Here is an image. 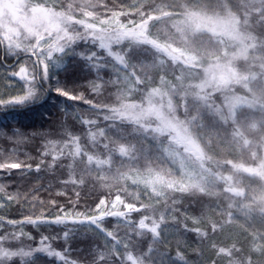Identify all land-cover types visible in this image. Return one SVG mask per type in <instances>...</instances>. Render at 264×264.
<instances>
[{
    "label": "snow or ice",
    "instance_id": "6c2138e0",
    "mask_svg": "<svg viewBox=\"0 0 264 264\" xmlns=\"http://www.w3.org/2000/svg\"><path fill=\"white\" fill-rule=\"evenodd\" d=\"M100 8L104 9L103 14ZM130 8L134 11L109 8L106 0H0V47L9 55L24 52L35 57L31 69L22 65L13 73L25 82L24 94L10 100L0 99V108L14 110L16 106L35 102L40 80H46L51 68L59 66L60 57L68 54L77 42L91 43L123 65L126 85L117 91L114 104H93V107L107 109L105 120L132 125L133 132L141 139L150 136L156 141V150L153 153L151 148H138L127 141L114 149L110 142L103 144L107 156L102 158L90 154L81 143V137L69 132L64 141H49L50 147L44 155L51 154L53 163L61 158H71V182L83 184L84 175L79 179L75 177L77 161L83 165L81 171L84 174L102 172L103 166L114 164V153L118 151L120 157L128 159L126 162L121 160L116 173L111 176L117 184L124 181L126 185L130 181L133 186L142 185L145 194L155 197L157 204L163 198L166 202L170 199L175 205L177 199L171 193L218 196L223 192L229 194L225 197L229 203L227 209L217 206L221 219L209 216L207 222L202 219L197 223L205 224V228L210 224L216 232L226 224L236 223L235 214L239 213L246 221L258 218L264 225V0H238L237 3L233 0H185L179 8L168 0L155 6L148 0H136ZM129 15L138 16L139 21L130 19L125 23L120 20ZM156 23L165 24L162 35L152 32ZM125 43L127 48L113 50L114 45ZM140 51L150 53L152 61L133 63L134 54ZM81 56L89 61L102 59L98 51L81 53ZM167 67L172 68L174 81L168 79ZM157 69L164 70L159 76V84L149 87L155 84L152 72ZM120 82L118 77L116 83ZM236 86L242 88L244 94H238ZM55 90L70 100L83 99L63 87ZM216 93L222 97L221 104L214 99ZM136 94L139 99L135 98ZM205 113L212 117L210 123H205ZM77 119L89 127V141L96 147L97 136H105V131H92L95 121L91 118ZM120 139L125 140L124 137ZM213 143L247 153L250 162L214 159L209 154ZM23 167L30 168L31 165L19 161L0 163V169ZM39 167L37 165V170ZM241 173L250 179L245 182ZM96 179L107 187L110 178L97 174ZM120 191H126V188L117 189L118 194L110 208L109 202L101 199L95 210L98 215H85L83 221L77 219L74 222L87 221L115 241L111 253H99L96 264L109 259L110 255H117L120 264H157L151 246L147 251H140L132 245L131 239L118 238L116 233L103 227L102 221L107 216L127 220L130 213L143 209L150 214L131 226L132 231L136 236L151 233L153 240L161 234L164 214L156 219L157 209L153 205L140 204L138 207L126 202ZM0 192H4L2 186ZM118 205L123 210L113 211ZM225 214L226 221L223 220ZM81 215L76 213L77 218ZM66 218L57 216L54 222L64 223ZM43 222L42 217L9 221L13 225L35 227ZM193 231L207 234L200 228ZM24 235L21 231L0 236V264H9L15 258H19L21 264H30L37 253L62 260L64 264H76L69 260L67 249H54L46 236L41 237L40 245L35 248H25L22 244L16 248L10 246L14 241H21ZM6 243L9 246H5ZM250 243L247 259L242 256L243 249L235 244L219 247L216 257L227 258L226 264H252L251 253L264 257V231L253 234ZM121 244L123 252L119 248ZM216 247L214 244L213 249ZM212 264H217V260L214 259Z\"/></svg>",
    "mask_w": 264,
    "mask_h": 264
},
{
    "label": "trees",
    "instance_id": "16d2710c",
    "mask_svg": "<svg viewBox=\"0 0 264 264\" xmlns=\"http://www.w3.org/2000/svg\"><path fill=\"white\" fill-rule=\"evenodd\" d=\"M106 2L109 8L122 7L125 12H132L134 9H129V6L136 0H106ZM163 2L164 0H148V3L154 6ZM168 2L179 8L185 0H168ZM237 2L238 0H233V3ZM99 11L104 13L103 8ZM120 18L125 23L130 19L139 21L138 16L129 15ZM165 27L163 23H156L152 32L154 34L160 32L162 35ZM121 47L127 48V43L120 46L114 45L113 50ZM92 51L100 52L102 59L89 61L82 58L81 53L87 54ZM16 57L18 58L15 61ZM63 59L64 63L60 68L50 71L46 80H40L35 102L16 106L14 110L0 108V163L19 161L24 165H31L30 168L0 169V186L4 188V192H0V199L3 201L0 206V236L9 233L19 234L22 231L25 235L21 241L11 243L10 246L13 248L21 244L25 248L39 246L41 237L46 236L50 238L49 243L54 249L68 250L67 256L70 261H75L76 264H96L99 253L102 251L111 253L115 241L103 232L108 241L106 244L87 221L83 223L74 221L77 219L83 221L85 215H95L96 206L101 199L110 202L118 194V188H126V191L119 192L126 202L134 203L138 207L140 204L153 205L157 209L156 219L164 214L165 221L161 226L160 236L153 240L151 233L146 232L143 236H136L132 231L131 226L137 224L142 216L150 214L143 209L140 212L130 213L127 220L107 216L102 221V225L107 231L116 233L118 238L131 239L132 245L140 251H147L151 246L152 256L157 264H212L214 259L217 260V264H226L227 258L216 257V251L221 246L228 247L233 244L243 249L242 256L247 259L250 254L252 235L258 231H264V225L259 223L258 218L256 221H246L245 217L236 213V223L226 224L223 229H217L216 232L212 231L210 224L205 228V224L196 222L202 219L207 222L209 216L220 220L217 206L227 209L229 201L225 197L229 194L221 192L218 196H205L198 193L191 195L177 192L170 194L177 199L175 205L170 199L166 202L163 198L157 204L155 197L150 193L145 194L143 186H133L130 181L126 185L124 181L117 184L111 180L121 160L126 162L128 159L120 157L118 151L114 153V164L103 166L102 172L97 170L84 174L81 171L83 165L77 161L74 165L75 177L79 179L81 175H84L83 184L71 182L73 177L72 168L69 167L73 164L71 158H61L53 163L51 154L44 155L50 147L49 141H64L68 139L69 132L81 137V143L88 148L90 154H98L102 158L107 156L103 144L110 142V147L114 149L127 141L136 144L138 148H151L153 153L156 150V141L150 136L141 139L133 132L132 125L122 124L119 120H105L104 116L108 114L107 109L93 107V104L98 106L114 104L117 91L126 86L122 78V74H125L123 65L107 56L105 51L83 41L77 42L68 54L63 55ZM152 59L150 53L140 51L134 54L132 62L150 63ZM34 60L35 57L24 52L9 55L4 48L0 47V69L7 76H5L6 79L8 78L7 81H21L23 90L21 89L19 95L24 94L25 82L13 73L17 72L21 64L31 69ZM163 71V69H157L152 72L155 84L148 85L149 87L159 84V76ZM167 71L168 79L174 81L175 77L171 74L172 68L167 67ZM176 74H179L178 70ZM118 77L121 81L119 84L116 83ZM57 87H63L73 95L82 96L83 99L70 100L61 96L55 90ZM236 92L244 94V90L239 86H236ZM135 98L139 99V94H136ZM176 99L179 102V97ZM214 99L217 104L222 103L219 93L215 94ZM2 100H10V98ZM85 101L91 103H85ZM77 117L94 120L95 124L91 126L92 131L97 133L101 129L105 131V136H97L96 147H93L89 141V127L82 124ZM181 118H183L182 110ZM211 120L212 117L205 113V123H210ZM121 137L125 140H121ZM209 154L217 160L232 159L236 163L250 162L247 153L228 149L222 145L217 146L215 143ZM37 165L40 166L39 170ZM227 168L230 170V166ZM121 170L124 171L126 168ZM97 174L109 176L107 187L96 179ZM241 176L245 177V182L250 179L247 174L241 173ZM220 188H223V184ZM8 196L14 198L9 200ZM138 196L139 199H137ZM119 210H123L122 206ZM76 213L83 215L77 218ZM57 216H67V218L64 223L57 224L54 222ZM26 217H42L44 222L38 227L31 224L9 223V221L20 222ZM223 220H227L226 214ZM196 228H200L207 234H198L193 231ZM28 236L32 238L29 239ZM214 244L217 246L216 249H213ZM5 246L9 245L6 243ZM119 248L123 252V244ZM251 259L252 264L264 262V257H261L259 253H251ZM9 264H21V261L15 258ZM30 264H64V262L48 257L46 254L37 253ZM101 264H120V260L117 255H110V258Z\"/></svg>",
    "mask_w": 264,
    "mask_h": 264
},
{
    "label": "rangeland",
    "instance_id": "374dc122",
    "mask_svg": "<svg viewBox=\"0 0 264 264\" xmlns=\"http://www.w3.org/2000/svg\"><path fill=\"white\" fill-rule=\"evenodd\" d=\"M129 9H130V6H129ZM109 16H110V14H109ZM120 20L122 21V19L120 18ZM123 22V21H122ZM58 57L60 56V54H56ZM18 57H16L14 60H16ZM63 63H64V59H63V56L62 57H60V59H59V66L58 67H52L51 68V70L50 71H52V70H55V69H57V68H60L62 65H63ZM25 66L24 64H21L20 66H19V68L21 67V66ZM19 68L17 69V72L19 71ZM6 75H5V73H4V71H2L1 69H0V99H4V98H10V99H12V98H14V97H17V96H19V93H20V91H21V89L23 90V86H22V84L20 83L21 81H19V82H11V81H7V79H6V77H5ZM123 76H124V74H122V78H123ZM239 94V93H238ZM142 186V185H141ZM114 198H115V196L112 198V200L109 202V208L111 207V202L114 200ZM2 203H3V201H2V199H0V206L2 205ZM120 209V205H118L117 206V208L116 209H112L113 211H116V210H119ZM95 215H98V213L96 212V214ZM91 228L93 229V230H95L99 235H100V237L102 238V240H104V242L106 243V244H108V241H107V238H106V236L103 234V232H101L99 229H97L96 227H95V225H91ZM35 247H38L37 245L36 246H34L33 248H35Z\"/></svg>",
    "mask_w": 264,
    "mask_h": 264
}]
</instances>
